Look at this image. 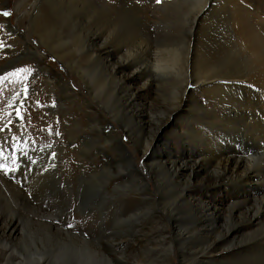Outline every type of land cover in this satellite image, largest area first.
Returning <instances> with one entry per match:
<instances>
[{
	"label": "bare ground",
	"instance_id": "obj_1",
	"mask_svg": "<svg viewBox=\"0 0 264 264\" xmlns=\"http://www.w3.org/2000/svg\"><path fill=\"white\" fill-rule=\"evenodd\" d=\"M153 3L157 6L167 7L168 13L162 12V15H157L151 20L148 18L150 15L148 11L152 8L148 5L151 3H146L144 0H40L37 5L33 6L29 5V0L19 1L18 9L24 10V16L28 19L33 31H38L39 27L48 31L51 25L55 24L54 14L68 16L67 19L71 20L72 26L80 34L75 44L76 47L73 48L74 51H70V53L80 54L81 63L79 65L77 62L71 61L70 58V60L65 58L66 50L56 49L57 46L52 41L49 42L50 39L47 40L46 34L38 35L40 40L62 64H66L82 80L91 100L95 101L98 95H101L99 94L101 88L92 86L91 75L102 74L104 82H111L110 96L115 99L113 103L118 104L121 111L119 113L116 107L109 111L106 106L110 116L109 120L115 122L122 133L125 130L124 134H128V137L136 144V148L141 150L145 163L147 162L153 169L165 171L169 178L164 184L159 185L161 189L163 188V193L160 194L149 191L146 195L139 194L136 197H117L118 199H115L112 196H104L95 190L91 193L84 191L78 193L77 197H79L81 207L90 206L91 208V205H94L99 210V214L112 207L116 214L119 211L120 215L110 224L104 237L96 235L92 240H86L85 237L81 238L78 234L80 237H77L76 234L72 235L71 231H66L67 237L70 242L72 241L71 246H68L72 249L70 252L66 250L67 244H62L63 247H53L52 245L50 248L53 250L48 252L46 249L48 246L42 240L37 242L35 237L38 236L33 234L31 229L27 230L24 226L22 227L23 224H20L21 221L15 215L5 216L4 214L0 217V264L4 259H11L12 252H15L16 256L11 259V264H142L140 259L131 260V256L138 253L149 255L158 261L157 264H174V259L177 260V264H264V232L258 235L251 233L254 226L264 221V165L254 162L259 151H264V146L256 147L255 153L248 151L244 146L246 140L243 143L244 134H242L245 131L248 136L247 140L251 141L254 146V143L264 142V126L261 123H254L252 117L256 112L253 109L251 116L249 106L243 110L244 113L237 112L240 110V106L247 104L240 102L243 99H238L240 94H248L247 88L244 86L251 88V81H254L253 84L260 88L257 90L261 91V88H264V82L262 85L257 79H251L248 75L241 73L225 74V47L222 44L225 39L223 37L216 47L206 46L203 53L197 52L194 44L198 42L196 33L201 28V24L208 22L210 16L214 14L212 12L218 7V0H160L159 3L154 0ZM44 8L46 11L43 14ZM87 8L88 10H86ZM231 8V12H235L234 7ZM81 11L86 17H82L78 21L79 19L76 20L74 14L77 15ZM90 13H97L98 20L105 24L104 29H98L97 32L92 27L87 28L86 18ZM33 16H37L36 21ZM232 19L235 23H240L244 20V14L239 12ZM78 24L83 27L82 32L79 30ZM153 26L155 30L151 33L150 28ZM180 26H184L187 31V43L181 42V48L172 42L165 45L163 49L156 48L155 43L158 40L166 43L175 38ZM116 30H118L117 33ZM255 44L256 48L253 47V49L256 51L264 43L262 40L256 39ZM26 45L24 42V46ZM215 50L221 59L218 73L213 74L206 70L207 68L201 70V63L211 66ZM24 53L34 58V62L38 65L35 69L37 72H46L48 77L44 84L48 89L52 91L54 86L58 88L63 104V106L59 105L60 108L66 112L70 110L68 119L71 122V127L67 128L66 132L72 138L75 135V138L79 140L77 142L79 147L74 150L72 148L69 153L71 155L75 153L76 158L78 156L81 160L88 161V165L91 164L90 161L96 163L97 160H101V164L94 165L93 168L90 167L92 168L91 172L84 173L83 171L80 176L78 172L75 178L79 179V184L95 181L96 173L100 167L110 168L118 161L131 158L112 123L100 115L93 103L86 101V105L81 104L80 98L73 94L74 91L60 74L44 69L46 67L39 59L41 56L36 50L26 47ZM258 62L260 69L264 67L263 58L260 57ZM73 64L79 66V68L77 66L78 70L72 66ZM186 69L191 72L187 80L184 79ZM175 79L180 80L181 89L174 88L176 83L173 81ZM163 83L172 85L173 88L171 92L174 96L168 107H158V105H154V102L150 104L140 102L141 99L150 98V96H144L139 91L150 92V89L155 88L157 90ZM196 93L201 98H205L207 105L201 103V100L195 95ZM252 104L248 105L252 106ZM38 106L36 108H39ZM83 108L87 111L86 113L80 112ZM247 110L250 112L245 114ZM231 111L236 113L239 119H236ZM156 112L162 118H160L161 116L157 117ZM223 118H226L225 123H223ZM77 119L90 120L95 126L92 127L89 123V129L83 131ZM174 119L183 121L178 127L175 123L173 129L176 132V140L179 142L178 148L183 152H189V154L187 153L188 157L171 159L168 151L169 141L162 145L158 142V133L170 120ZM73 122L76 123L75 127L72 126ZM153 124H156L154 129L150 128L154 126ZM142 126L147 127L144 129ZM134 132L139 134L138 137ZM219 134H222L221 138L224 142L226 136L228 140L237 142L239 147L237 149L225 148L226 145L221 144ZM0 138H3L1 130ZM93 138L103 140V142L105 140V143L108 144L107 147L112 148L118 157V161L108 157L106 150L101 146L102 142L98 143L97 140L94 142ZM86 141L91 142L92 145L85 143ZM41 147L43 148V146ZM50 150H55V147ZM79 164L83 170L84 165L81 164V161ZM78 168L80 167L78 166ZM73 170L70 167L69 170H66L68 171L66 175L74 173ZM75 175L76 172L72 177ZM30 177L34 184L40 182L36 180L37 175L35 177V174H31ZM135 178L138 183L141 182V179ZM75 181L77 182V179ZM4 182L6 181L4 180L3 184ZM5 186L15 191L17 188L9 183ZM203 192L208 197L204 198ZM61 194L57 198H60L59 203H63L61 206L63 210L60 209L64 216L68 208L69 200L67 201V198L70 193ZM19 195L17 200L11 197L3 198L1 201L32 208L39 224L51 230L63 229L62 219H57V224L52 222L54 221L51 215L52 210L33 207L26 201L27 196L24 198L22 194ZM216 195L228 198L230 207L227 210L218 207L214 198ZM162 198L171 200L166 208L160 207L159 201ZM146 202L150 203L151 214H158L161 218H166L169 227L176 233L174 241L165 237L166 231L163 232L152 227L154 217L141 214L139 206ZM4 207L6 206L4 205ZM104 207L106 208L104 209ZM98 215L96 216L99 219ZM188 215L194 220L190 221ZM227 219L228 224L225 222ZM21 220L24 222L25 219ZM94 222L96 223L95 220ZM89 224L91 225V223ZM33 225L35 224L33 223ZM80 227L83 229V226ZM25 229L27 231H24ZM105 229L107 228L105 227ZM79 230L81 231V229ZM237 238L241 240L237 241ZM180 242H185L186 248L175 250L174 244ZM12 244L21 246L22 251L15 249V245ZM218 251L222 253L218 258H214V254ZM85 255L90 257L89 262L84 260Z\"/></svg>",
	"mask_w": 264,
	"mask_h": 264
},
{
	"label": "rangeland",
	"instance_id": "obj_2",
	"mask_svg": "<svg viewBox=\"0 0 264 264\" xmlns=\"http://www.w3.org/2000/svg\"><path fill=\"white\" fill-rule=\"evenodd\" d=\"M19 1L20 0H0V78L7 77L6 80L0 79V130L3 137L0 138V149H1L0 150L1 151L0 152V180H1L0 206L3 205L2 207H0V217L4 216V214L5 216L15 215V217L18 218L19 221H21L20 224H23L21 225L22 227L24 226V228H26L27 230L31 229V232L36 236H38L35 237L37 242H40L42 240L45 243V245L48 246L46 247L48 252L53 250L52 248H50L52 247V245L53 247H60V246L63 247L62 244H67L66 250L70 252L72 251V249L68 246H71L72 241L70 242V239L67 237L66 231L68 232L71 231L70 233L72 235L76 234L75 236L77 237L80 236L81 238L85 237L84 239L86 240L87 239L92 240V238L96 237V235L97 236L102 235L101 237H104L107 234L106 231L108 230L110 224H112L118 218L117 216L120 215L119 214L120 212L118 211L117 212L118 215H117L115 210L112 209V207L102 211L101 214H99V210L94 205H91L94 208V210L92 207L90 208V206L87 208L84 207L85 208L84 209L83 206L81 207V205H79L80 200H78L79 197H77L78 193H83V191L87 193L88 192L91 193L93 192V190H95L96 192H100L104 196L105 195L112 196L115 199L125 198V197H136L139 194L146 195L147 193H149V191L155 194H157L158 192V194H160L163 193L162 192L163 188L161 189L159 185L164 184L168 180L169 176L165 171L153 169L147 162L145 163L141 155V150L139 148L138 149L136 148L137 147L135 146L136 144L132 142L130 137H128V134H126L127 136L124 134L125 130L124 133H122L121 130L117 128L118 126L116 125V123L113 122L112 120H109L110 116L108 114L107 107L109 108V111L112 110L114 107L118 109L119 113L121 111V109L118 108V104L113 103L115 99L113 97L111 98L110 96V90L112 89L111 82H104V77L102 74L91 75L92 77L91 80L93 83L92 86H95L98 89L101 88L99 89L100 91L99 94L101 95H98L95 101L91 100L88 91L86 89V86H84L82 80L79 79L75 74V72L69 69L66 64L65 65L62 64L61 61H59L52 54V52L49 51V49L47 48V46H45L43 41L40 40L38 35L46 34L45 37L48 36L46 37L47 40L50 39L49 42L52 41L55 44V46L58 47V48L56 47V49L66 50V52L64 53L66 55L65 58H67L68 60L71 59V61H75L79 65L81 63L79 56L80 54L73 52L70 53V51H74L73 48L76 47L75 44L77 43L80 34L79 31L72 26L71 20L67 19L68 16L62 14L60 15L54 14L53 18L55 20V24L51 25V28L48 31H46L45 28L39 27L38 31L36 30L37 31L36 33V31H33L30 28L28 19L24 16V10L18 9ZM39 1L40 0H29V5L30 6H33L34 4L37 5ZM144 1L146 3H151L148 6H151L153 8V9L150 8V10L148 11V14L151 15V16L148 15L149 16L148 18H150L151 20L154 19V17L157 15H162V12L168 13L167 7L166 8L161 7V5L157 6L156 4L153 3L154 0H150V1L144 0ZM218 4H219L218 7L214 9L215 11L212 12L214 14L210 16L208 22H203L200 26L201 28L196 33L198 42L194 44L197 48V52L199 54L203 53V50L206 46L216 47L217 44L221 41V38L223 37L225 39L222 43L225 47L224 50L225 74L228 73L245 74L248 75L249 78L251 79H257L258 82L263 85L262 82H264V67H262L261 70L259 64L257 63H259L258 61L260 57L264 59V44L261 47H258L259 49H256V51L255 49H253V47L256 48V44H255L256 39L258 41L262 40L264 43V26H263L264 0H218ZM232 6L234 7L235 12L234 11L231 12ZM43 10L42 13L44 14L46 9L44 8ZM86 10H88V8ZM4 12H8L9 15L4 16L3 15ZM81 12H79L77 15L74 14L75 19L76 20L79 19L78 21H80L82 17H86V15L83 12L82 13ZM239 12L240 14H244V20L241 21L242 24H240L241 22L235 23V21L232 19V17H235V14H238ZM96 14L97 13L95 14L90 13L89 16L86 18V22L88 23L87 28L92 27L98 32V29H104L105 24H103V22L101 23V21L98 20V16H96ZM37 16H33V18H35V21ZM223 18L225 19L223 20ZM78 26H79L78 27L79 30H81L82 32L84 30L83 27L80 24H78ZM179 28L180 29L178 34H176L175 38H173L174 40L172 39L171 41L166 43L163 42L162 40H158L155 43L156 48L163 49L165 45L167 44L169 45V43L171 42L172 44H178L179 47L181 46L180 45L181 42L187 43V31H185V27L180 26ZM154 30H155L154 26L150 28L151 33H153ZM117 32L118 30H116V33ZM24 42L27 44L26 46H24ZM26 47L30 48L31 50L32 49L36 50L38 55L41 56V58L39 59L43 62L44 67H46L44 69H47L49 71L53 70L58 74H60L62 79L70 85L71 90L74 91L73 94H75L77 97L80 98L79 101L81 104L84 103V105H86L85 104L86 101H90L91 103L94 104L100 115H102L105 119H107L112 123L113 127L117 132L118 137L120 138V141L125 145V147L129 151L131 155L130 159L118 161V157L113 152L112 148L107 147L108 144L105 143V140L103 142V140L93 138L94 142H96V140L98 141V143L102 142L101 146L104 147V150H106L107 156L113 158L118 162L116 165L110 168L104 169L100 167L98 169L99 173L98 172L96 173L97 177L95 176L96 180L92 181V183H88L89 185L87 183H84L83 185L78 183L79 179L75 178L78 172H79V176L81 175V173H83V171L84 173L91 172V169L93 167H95L98 164H101V160L100 159L97 160L96 163L90 161L91 164L88 165L87 164L88 161L86 160L84 161V159L81 160L80 158H78V156L76 158L75 153H73L74 157L69 153L70 151L77 149V147H79V145L77 144L79 140L75 138V135L74 138H72L68 136L66 132L68 131L67 128L71 127L70 126L71 122L68 119L70 110L66 112L65 110L60 108V106H63V104H62L61 96L59 95L58 92V88L53 85L55 91L54 90L50 91V89H48L46 84H44V81L47 82L46 79L48 76L47 74H45L46 73L45 71L37 72L35 70L38 67V65L36 62H34L33 60L34 58H31L30 56L24 53ZM212 57L213 58L210 63L211 66L205 64L203 65L201 63L200 68L201 70L207 68L206 70L211 71L213 74H217L219 71V65H220L219 62H221L217 50L214 51ZM78 65L73 64L72 66L78 70L79 68ZM22 68H30L31 71L28 72L27 74L22 73L18 77H14L10 75V73H14L18 69H22ZM186 71H185L186 73L184 74V79L187 80L191 72L188 69H186ZM173 83H176L174 88H176L177 90L181 89V83L179 79H175ZM251 83H252L251 88L249 86H244L245 88H247L246 90L248 91V94L247 93L244 95L238 94L239 95L238 99L239 100L243 99L240 102L247 104L242 105L239 102L240 105L242 106L239 107L240 110H237V112L239 111L244 113L243 110H245V108L249 106L248 109L251 112L247 110L248 112L246 111L245 114L250 112L252 116V112L254 109V112L257 113V114L253 113L254 117L252 118L254 119V123H261L264 126L263 124L264 123L263 121L264 88L263 89L261 88V91H258L260 90L259 86L253 84L254 81H251ZM172 89H173L172 85H166L163 83L162 85L159 86V88H157V90L155 88V89H150L149 90L150 92L139 91V93L143 94L144 96H148V97L150 96V98L145 97L144 99H141L140 102L149 103V104L151 102L152 103L154 102V105H158V107L161 108L168 107L172 102L171 100L173 99L174 96L173 92H171ZM195 95L198 97V99L201 100V103L203 105H207L206 101L204 100L205 98H201L197 93ZM96 103L97 104L99 103V105H97ZM248 104H252V106ZM254 105H257L258 107ZM37 106L39 108H36ZM17 110H19V115H17ZM82 111H84L85 113L87 112L84 108L80 110V112ZM156 115L157 117L161 116L159 113H157ZM225 115L227 116V113H225ZM232 115L236 119H239L236 113L235 114L233 113ZM160 118H162V116ZM225 119L223 118V123H225ZM77 121L78 124L82 127L83 131H87L89 129L90 126L89 123H91L90 120L77 119ZM182 122L183 121L180 122L177 121L176 119L170 120L165 125V127L158 133L159 144L162 145L166 141H169L170 145L168 151L171 159H179L180 157L189 156L188 155L189 152L186 151L183 152L178 148L177 145L179 144V142L178 140H176L177 139L176 132L175 129H173L175 123L176 126L178 127L179 125L182 124ZM66 123L69 124V126H67ZM153 125L154 126H151L150 128L154 129L156 124ZM72 126L75 127L76 123L73 122ZM91 126L94 127L95 124L91 123ZM142 127L145 129L147 126H142ZM150 128L148 127L149 130ZM56 133H59V135H57ZM134 134L136 137H138L139 135L138 133L135 132ZM242 134H244L243 143L246 140L244 146L248 149V151L255 153L256 147H258L259 145L264 146V144H262L264 142L262 141L259 144L254 143L253 146L251 141L247 140L248 136H246L245 131L242 132ZM218 136L221 138L222 134H219ZM221 141H222L221 144L224 143L223 146L226 145L225 148L228 147L230 149H235V148L237 149L239 147V144H237V142L228 140L226 136H225V142L222 140V138ZM85 143L92 145L91 142L89 141H86ZM41 146H43V148ZM54 147L55 150H50V148H54ZM67 148L69 151L67 150ZM262 151L263 150H261V152L259 151L260 154L259 153L257 154V159H255L254 162L264 165V151L263 153ZM71 159L73 162L70 161ZM78 161L79 162L81 161V164L84 165L85 168H83V170H81V166ZM78 166L80 168H78ZM68 167L69 169L70 167L74 169L73 170L74 173L76 172V175L74 177H72V175L74 174L73 172L70 173L69 176L66 175L68 173V171L66 170H69ZM31 174H35V177L37 175L36 180L37 182L38 181L40 182L34 184L30 177ZM135 177L141 179V182L138 183ZM74 178L77 179V182L75 181ZM4 180L6 182H4L3 184ZM8 183L17 187L16 191L14 189L5 186ZM65 192L66 193L69 192L70 194L67 198V201L69 200L68 208L66 210L65 215L63 216L62 215L63 207H61L63 203H59L58 200L60 198L58 199L57 197H60L62 195L61 193H65ZM19 194H22V197L24 198L27 196V198H25L26 201L28 202V204H31V206L33 207H40L42 209L46 208L44 210L50 209V211L52 210L51 215L54 220L52 222L57 224L56 222L57 219L59 220L62 219L61 221H63L62 222L63 224L61 225L60 223H58V225L60 224L64 230L60 228L51 230L39 224L36 220L37 217L34 214V209L32 208L23 207V206L21 207L12 202H10L9 204L1 201L3 198H11V197L12 199L16 198L14 200H17V198L20 196ZM202 195L204 198H206L205 196H207V194L204 192L202 193ZM214 198L216 200L215 201L216 204L221 209L227 210L228 207H230L228 198H226L225 196L223 197L222 195H216L214 196ZM50 199L51 200L53 199L52 202ZM160 201H159L160 207H164V208L167 207L168 202H171V200L167 198H162ZM4 205L6 207H4ZM105 208L106 207H104V209ZM149 208H150V203L147 202L139 206V210L143 216L154 217V220L152 221V227L156 228V230H162L163 232L166 231L165 237H167L169 240L172 239L174 241L176 233L172 231V229L169 227V223L166 220V218H161L158 214H151ZM85 213H87L88 215ZM96 215H98L99 219L97 218ZM94 216L95 218H93ZM21 219H25L24 222H22L23 220ZM64 219H66L65 223H64ZM67 219L69 220L67 221ZM188 219H190V221L194 220V218H192L190 215H188ZM94 220L96 221V223L94 222ZM32 222L35 225H33ZM225 222L228 224V219L225 220ZM79 223L82 225H80ZM89 223H91L92 226ZM78 224L80 226H83V229ZM68 225H71V227H69ZM73 225H75L74 226L75 229L73 228ZM94 225H96L97 227ZM105 227L107 229H105ZM78 228L81 229V231ZM26 229L24 231H27ZM263 232H264V221L261 224L254 226L251 229V233L254 235H258ZM77 234L80 236H78ZM238 240L241 239L237 238V241ZM14 248L17 249L18 251H22L21 246L15 245ZM184 248H186L185 242L174 244L175 250L184 249ZM221 253H222L221 251L216 252L214 254V258H218ZM138 254H134V256L132 255L131 260L136 261L140 259L142 260V264H157L156 262H158L149 255L146 254L143 255L142 253L141 254L138 253ZM14 256H16V253L12 252L11 259H13ZM89 258L90 257L85 255L84 260L86 259L85 261L89 262L90 260ZM11 259H6V260L4 259L3 263L11 264ZM173 263L177 264V260L174 259Z\"/></svg>",
	"mask_w": 264,
	"mask_h": 264
},
{
	"label": "snow or ice",
	"instance_id": "obj_3",
	"mask_svg": "<svg viewBox=\"0 0 264 264\" xmlns=\"http://www.w3.org/2000/svg\"><path fill=\"white\" fill-rule=\"evenodd\" d=\"M159 2H160V0H157V3H159ZM3 15H4V16H8L9 13H8V12H4ZM30 71H31L30 68H22V69H18V70H17L16 72H14V73H10V75H11V76H14V77H18V76H20L22 73H23V74H27V73L30 72ZM0 79L6 80L7 77H2V78H0ZM17 115H19V110H17ZM56 134L59 135V133H56ZM69 227H71V225H69Z\"/></svg>",
	"mask_w": 264,
	"mask_h": 264
}]
</instances>
